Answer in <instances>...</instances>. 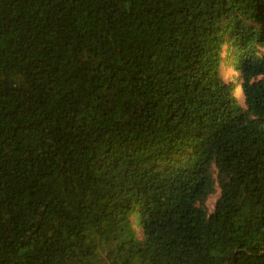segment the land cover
Masks as SVG:
<instances>
[{
  "label": "trees",
  "instance_id": "obj_1",
  "mask_svg": "<svg viewBox=\"0 0 264 264\" xmlns=\"http://www.w3.org/2000/svg\"><path fill=\"white\" fill-rule=\"evenodd\" d=\"M0 264H264V0H0Z\"/></svg>",
  "mask_w": 264,
  "mask_h": 264
},
{
  "label": "rangeland",
  "instance_id": "obj_2",
  "mask_svg": "<svg viewBox=\"0 0 264 264\" xmlns=\"http://www.w3.org/2000/svg\"><path fill=\"white\" fill-rule=\"evenodd\" d=\"M234 75L235 73L231 68L228 67V69L225 70V76L229 81H231L234 78ZM236 87L237 89H239L240 85L238 84ZM237 96L239 97V94H237ZM214 202H215V198L210 202L211 207L213 206Z\"/></svg>",
  "mask_w": 264,
  "mask_h": 264
},
{
  "label": "bare ground",
  "instance_id": "obj_3",
  "mask_svg": "<svg viewBox=\"0 0 264 264\" xmlns=\"http://www.w3.org/2000/svg\"><path fill=\"white\" fill-rule=\"evenodd\" d=\"M241 95H239V97H240Z\"/></svg>",
  "mask_w": 264,
  "mask_h": 264
}]
</instances>
